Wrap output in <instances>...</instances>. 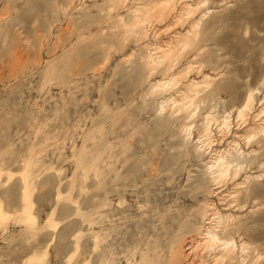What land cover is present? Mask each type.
<instances>
[{
	"label": "rangeland",
	"instance_id": "rangeland-1",
	"mask_svg": "<svg viewBox=\"0 0 264 264\" xmlns=\"http://www.w3.org/2000/svg\"><path fill=\"white\" fill-rule=\"evenodd\" d=\"M174 2L0 0V264H264V0Z\"/></svg>",
	"mask_w": 264,
	"mask_h": 264
},
{
	"label": "bare ground",
	"instance_id": "bare-ground-1",
	"mask_svg": "<svg viewBox=\"0 0 264 264\" xmlns=\"http://www.w3.org/2000/svg\"><path fill=\"white\" fill-rule=\"evenodd\" d=\"M166 4L165 5H162V6H160V7H158V9L160 8V9H165L168 5H169V8H170V6H171V4H173V3H175L174 2V0H166ZM168 8V7H167ZM201 21V20H200ZM200 21H199V23L197 24V27H200L199 25H200ZM153 58V57H152ZM152 60V59H151ZM249 98V101H248V103H246L245 105L246 106H244L245 108H247L249 105H250V102H251V100H252V97L250 96V97H248ZM248 100V99H247ZM243 107V108H244ZM250 109V108H249ZM244 111V110H243ZM245 112V111H244ZM240 113V112H239ZM241 115H242V113H241ZM264 129V128H263ZM260 130H262V129H260ZM261 132V131H260ZM263 132V131H262ZM250 134V133H249ZM255 134H259V135H261L260 133H256V132H254V133H252V134H250V135H248L249 137H247V138H250V136H252V135H255ZM247 136V135H246ZM253 137H255V136H253ZM252 137V138H253ZM258 137V136H257ZM256 138V137H255ZM250 140H252L251 138H250ZM249 142V141H248ZM210 143H212V141L211 142H209V144ZM208 145V144H207ZM236 150V149H235ZM232 152V151H231ZM229 153V152H228ZM219 155V154H218ZM237 157V156H236ZM237 159H239V158H237ZM237 159H233V160H228V155H227V153H226V156L224 155V154H222L221 153V155H219V156H217L216 157V159L213 161V164L209 167L210 169L211 168H214V169H216L217 170V172H218V174H216L215 176H214V178L215 179H217V177H224V176H226V175H228L229 174V172L231 171V169L232 168H235V173L236 172H238V167H242V163L241 162H237V164H236V166H233L232 165V163L234 162V161H237ZM239 161V160H238ZM212 162V161H211ZM207 234V236H206V243H208V244H210V245H216V244H218L219 242H221V238L218 236V234L217 233H215V232H212V231H209V232H207L206 233ZM228 244H229V241H225L224 242V245H225V247H227L228 246ZM224 250H225V248H224Z\"/></svg>",
	"mask_w": 264,
	"mask_h": 264
}]
</instances>
